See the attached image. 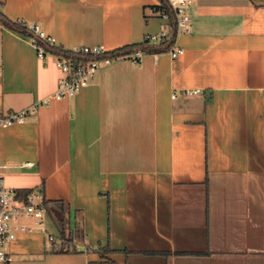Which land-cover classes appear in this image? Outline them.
<instances>
[{"label": "crops", "instance_id": "0c3cea01", "mask_svg": "<svg viewBox=\"0 0 264 264\" xmlns=\"http://www.w3.org/2000/svg\"><path fill=\"white\" fill-rule=\"evenodd\" d=\"M160 3L0 0V112L27 110L0 126V176L47 208L0 264H264V0H192L178 55L117 58L44 104L62 72L4 21L115 50L160 30Z\"/></svg>", "mask_w": 264, "mask_h": 264}, {"label": "built area", "instance_id": "2783aa9c", "mask_svg": "<svg viewBox=\"0 0 264 264\" xmlns=\"http://www.w3.org/2000/svg\"><path fill=\"white\" fill-rule=\"evenodd\" d=\"M169 10H157L162 19L160 30L147 33L145 39L148 42L160 43L171 40L168 48L174 57L182 48L174 44V38L180 30H191V4L192 0H167ZM28 29L36 34L46 44L55 46V38L48 34L37 22L28 23ZM37 55L45 58L53 55L56 65L62 75L54 92L40 103H48L51 99L69 98L84 86H86L97 72L106 65L111 64L121 56L114 55V50H109L102 45H77L69 49H59L60 52L46 50L42 43L33 39ZM141 52H134L131 57L138 58ZM198 89L187 90L186 93H197ZM174 95V94H173ZM26 109L9 113L0 112V126H9L14 123H22L26 118ZM30 164V162H27ZM47 212L44 192L41 189H32L22 198L17 197L16 191L8 187L4 178L0 176V261L8 263L13 260V254L8 250L9 244L20 232L31 231L33 225H41ZM22 218H30L32 225L22 222Z\"/></svg>", "mask_w": 264, "mask_h": 264}, {"label": "trees", "instance_id": "16d2710c", "mask_svg": "<svg viewBox=\"0 0 264 264\" xmlns=\"http://www.w3.org/2000/svg\"><path fill=\"white\" fill-rule=\"evenodd\" d=\"M156 9L157 10H167L168 11L169 10V6H168L167 0H161V4L159 6H157ZM4 21L11 28L18 29V30H20L22 32H28V33L30 32L31 33V31L28 29V23L23 21V20H14L13 21V20H9V19L4 18ZM34 39L37 42H39V43L46 44L44 41H42L39 38H34ZM172 43H173L172 39L171 40H167V41H161L160 43L148 42L145 39V36H144V39H143V41L141 43L127 45V46L115 49L113 54L121 56V57H127V56L130 57L134 52H137V51L142 53L143 51H146L148 49H153L154 51L168 49L172 45ZM48 49L60 52L58 49L55 50L54 47L50 46V45H49ZM61 235L64 236V231L63 230H61ZM58 250L63 251V250H66V249L59 248Z\"/></svg>", "mask_w": 264, "mask_h": 264}]
</instances>
